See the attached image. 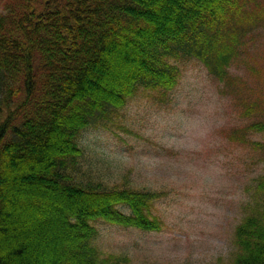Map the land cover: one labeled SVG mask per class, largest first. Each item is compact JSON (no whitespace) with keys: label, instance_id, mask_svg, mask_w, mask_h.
<instances>
[{"label":"trees","instance_id":"16d2710c","mask_svg":"<svg viewBox=\"0 0 264 264\" xmlns=\"http://www.w3.org/2000/svg\"><path fill=\"white\" fill-rule=\"evenodd\" d=\"M263 30L264 0L5 1L0 264H131L96 244V222L161 230L152 209L161 192L124 183L114 159L88 163L83 132L113 122L141 91L169 103L185 58L199 60L223 92L240 93L230 67ZM248 128L264 129V119ZM246 209L229 264H264V174Z\"/></svg>","mask_w":264,"mask_h":264},{"label":"rangeland","instance_id":"374dc122","mask_svg":"<svg viewBox=\"0 0 264 264\" xmlns=\"http://www.w3.org/2000/svg\"><path fill=\"white\" fill-rule=\"evenodd\" d=\"M181 68L169 103L158 105L150 91H141L113 122L81 136L88 163L114 159L124 167V183L161 192L152 208L161 230L96 222V244L127 254L131 264H229L235 227L264 174V148L252 143L264 142V129L248 128L264 119V30L230 67L238 94L223 92V83L195 58H185ZM249 106L256 110L246 113Z\"/></svg>","mask_w":264,"mask_h":264}]
</instances>
